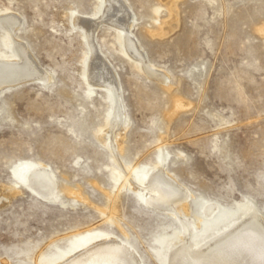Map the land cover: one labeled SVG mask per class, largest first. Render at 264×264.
Here are the masks:
<instances>
[{
	"label": "rangeland",
	"instance_id": "1",
	"mask_svg": "<svg viewBox=\"0 0 264 264\" xmlns=\"http://www.w3.org/2000/svg\"><path fill=\"white\" fill-rule=\"evenodd\" d=\"M124 1L149 71L105 16L93 33L120 84V150L100 139L112 95L90 90L89 38L73 18L98 20L102 0H0V13L23 20L13 35L0 29V61L17 60L12 49L25 43L50 75L0 88V186L16 193L0 199V264H53L99 236L132 245L144 264H164L181 223L133 187L159 163L162 146L168 173L193 195L190 218L219 205L194 240L251 202L264 216V0H177V23L160 36L173 18L163 0ZM152 73L168 75V84ZM41 163L56 175L57 200L23 181L24 169Z\"/></svg>",
	"mask_w": 264,
	"mask_h": 264
},
{
	"label": "bare ground",
	"instance_id": "2",
	"mask_svg": "<svg viewBox=\"0 0 264 264\" xmlns=\"http://www.w3.org/2000/svg\"><path fill=\"white\" fill-rule=\"evenodd\" d=\"M163 1L167 6L168 16L173 18L164 22L161 30L154 34L159 36L172 31L177 23V0ZM126 4L124 0H102V9L98 20L79 17L76 11L73 13L75 26L83 31L86 38H89L91 47L90 57L87 55L89 57L86 67L87 84L90 90L95 86L101 87L107 89L112 95L114 112L110 117L108 128L103 130L100 139L103 144L112 147L113 143L116 142L120 150L123 147L122 139L125 130V113L120 97V84L117 80V73L108 67L101 56L102 54H98L93 33L99 26L100 18L105 16L108 24L120 31L127 55L134 57L133 59L136 58L139 66L149 71V61L142 55L143 52L141 53L142 50L139 49L140 45H137V41L130 36L135 18L129 13L131 8ZM127 8L129 9L127 10ZM74 20L72 19V21ZM22 23L23 20L18 14L8 13V11L0 13V29L11 35ZM24 44L16 41V45L12 49L17 60L0 61V88L5 83L21 80L39 79L47 82L50 79V75L41 69L27 45ZM152 74L159 77L165 85L168 84V75ZM181 103V101H176L175 106L180 107ZM165 152L162 146L159 163L146 175L143 182H134L133 186L135 190L143 193L149 207L164 210V212L168 211L167 213L170 212L181 223L178 236L167 245L164 264H264V216L252 202L247 211L239 216H231L230 214L223 216L213 228H210L198 240L191 237L193 232L199 233L201 231V224L205 220L208 221L216 209L219 210V205H206L203 209L204 217L197 221L191 219L189 200L193 195L168 173L165 164L167 152ZM22 178L27 187L39 197L50 201L58 199L56 175L49 165L43 163L28 165L23 171ZM1 187L0 199L8 198L15 193V190L12 193H7ZM123 188L124 186L119 191ZM112 195L108 194V198L111 200L114 199ZM114 203L115 200H113L112 211L115 209ZM109 220H113V218L109 217ZM82 249L53 264H144L132 245L118 242L111 236H99L87 241L86 247Z\"/></svg>",
	"mask_w": 264,
	"mask_h": 264
}]
</instances>
